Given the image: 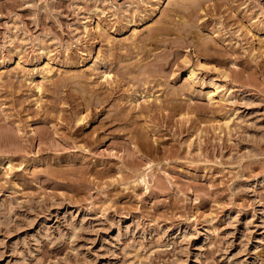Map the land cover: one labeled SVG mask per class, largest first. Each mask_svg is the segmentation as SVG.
Instances as JSON below:
<instances>
[{
	"label": "rangeland",
	"instance_id": "obj_1",
	"mask_svg": "<svg viewBox=\"0 0 264 264\" xmlns=\"http://www.w3.org/2000/svg\"><path fill=\"white\" fill-rule=\"evenodd\" d=\"M0 264H264V0H0Z\"/></svg>",
	"mask_w": 264,
	"mask_h": 264
},
{
	"label": "bare ground",
	"instance_id": "obj_2",
	"mask_svg": "<svg viewBox=\"0 0 264 264\" xmlns=\"http://www.w3.org/2000/svg\"><path fill=\"white\" fill-rule=\"evenodd\" d=\"M187 75H188V77L191 79V78H194V76H195V71H194V69H192V68H190V69H188V71H187Z\"/></svg>",
	"mask_w": 264,
	"mask_h": 264
}]
</instances>
